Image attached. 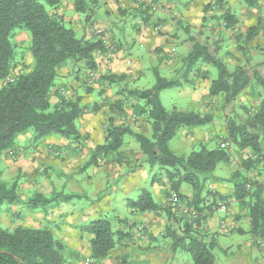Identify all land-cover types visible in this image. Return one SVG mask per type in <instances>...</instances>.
Returning a JSON list of instances; mask_svg holds the SVG:
<instances>
[{
	"label": "trees",
	"instance_id": "1",
	"mask_svg": "<svg viewBox=\"0 0 264 264\" xmlns=\"http://www.w3.org/2000/svg\"><path fill=\"white\" fill-rule=\"evenodd\" d=\"M61 0H45L49 7H54ZM226 0H215V4L223 7ZM249 8L262 7V14L256 23L247 28L242 39H253L264 20V0H240ZM262 5V6H260ZM85 0H74V9L85 13ZM152 9L155 6L151 7ZM151 8L148 7L146 11ZM123 11V10H122ZM85 16L84 20H87ZM220 18L227 28L232 27L236 18L227 7ZM18 31L27 32L29 41L27 51L32 63L21 64L17 70L15 50L17 45L14 38ZM102 33V32H101ZM77 36L74 28L64 22L59 16L49 13L38 0H0V160L2 155L15 144L18 134L33 129L34 140L56 135L71 140H79L80 134L76 124L79 116L87 109L80 105V98H65L58 94V103L51 105L50 93L59 77L60 69L65 66L84 69H95V54L105 52L106 46L101 39ZM237 36V40L240 38ZM190 50L182 59V78L188 82L187 75L197 71L201 64L212 65L216 68V77L208 85L207 95L210 98L220 97L225 104L233 102L237 96L249 87L258 99L252 110L247 108V117L239 124L232 119L227 126V134L232 144L238 150L247 149L255 159L242 162V169L249 171L259 163L264 165V73L252 69L251 75L244 65H236L228 69L225 62L211 54L205 44L199 43L193 36ZM240 49L241 46H237ZM155 82L149 89H130L127 95L135 99L131 106L134 114L145 116L151 133L145 136L131 130L128 125H114L112 118L106 119V138L102 145H97L92 152V161L97 157L117 152L123 144L125 135H132L139 144L145 162L150 167H158L169 184V190L177 197L185 199L179 192L182 185L189 186L193 196L187 205L199 213L195 227L206 217V209L210 207L205 202L206 183L214 175L219 162H228L229 155L217 147L208 148L200 144L197 150L186 156L174 154L169 149L170 140L177 131L185 127H199L212 120L210 114L183 111L176 108L166 110L159 99V92L164 89L180 87L183 81L162 77L157 70L153 71ZM123 76L105 74L101 80L106 83H117ZM253 92V93H254ZM123 102L115 101L109 108L123 110ZM92 106V111L97 109ZM233 198L238 207L246 209L249 219V230L253 236L264 239V183L249 178L242 172H234L231 176ZM75 195L53 192L49 196L34 192L27 199V207L42 209L46 212L49 207L59 201H69ZM216 196V194H214ZM215 198V197H213ZM225 200L223 197L217 198ZM216 200V199H215ZM20 201L17 181L7 183L1 179L0 170V210ZM214 201V199H213ZM216 201V202H217ZM215 202V204H216ZM212 205V204H211ZM214 205V204H213ZM127 206L137 212L156 211L159 206L147 191H142L136 200H128ZM164 213L170 215L168 209ZM182 234H178L170 226L165 228L164 237L172 240V250L187 251L194 264H214L212 242L202 241L196 228L188 220L183 221ZM81 233H89L90 257L93 264L101 261L114 248L118 233L114 230L113 219L106 215L92 220L80 227ZM128 233V232H127ZM122 234L121 236H124ZM120 237V234H119ZM65 247L49 229L32 227H15L12 229L0 227V264H71L64 255Z\"/></svg>",
	"mask_w": 264,
	"mask_h": 264
},
{
	"label": "crops",
	"instance_id": "2",
	"mask_svg": "<svg viewBox=\"0 0 264 264\" xmlns=\"http://www.w3.org/2000/svg\"><path fill=\"white\" fill-rule=\"evenodd\" d=\"M146 1L155 2V0H85L87 3L85 13H80L74 9V0H61L47 10L62 18L75 31H81V36L98 38V31L102 32L106 48L110 43H114L115 48L95 54V70L101 76L113 74L123 76V79H118L117 83H106L103 80V84L102 82L90 84V86L82 88L76 81L77 76L70 77L60 73L57 78L59 82H55V86L51 90L49 102L51 105L58 103V94L61 93L65 94L62 95L65 98L78 95L80 104L87 107L79 116L76 124L80 139L71 140L50 135L40 140H34V133L26 130L17 135L14 146L7 150L0 160L1 179L7 183L16 180L20 194V201L10 205L9 209L4 211L5 215L0 220V226L3 224L4 228L9 229L15 227L49 229L54 237L63 243L64 255L71 264H81V260L90 258L89 240L92 235L81 233L80 227L104 215L113 219L115 228L123 234L128 233L119 238L114 248L102 259V264H190L185 253L182 254V259L175 257V251L171 246L172 240L163 236L165 228L176 223L171 214L168 215L161 210L137 212L127 206L128 200H136L142 191H147L158 206L167 199L169 194L173 193L169 190L164 176L157 177V173L154 172L156 167H150L145 162L138 143L135 144L132 140L124 141L123 137V144L115 152V156H113L115 153H112L97 157L95 162L91 160L94 148L97 145H102L105 141L108 117L112 118L113 124L116 126L128 125L133 132L149 135L150 127L145 116L140 113L134 114L132 108L126 107L127 103L129 105L126 92L132 89L126 84L135 83L149 69L152 73L155 69L159 74L162 69L168 71L171 69L172 74L178 75L182 69V59L190 50L188 42L178 43L179 52L176 47H167L175 40L165 33L170 28V24L167 23L170 14L167 11L154 13L149 11L150 14L147 16L139 13L138 7L141 5L137 6V4ZM162 1L170 3L173 0ZM120 7H122L121 9L131 7L130 10L137 13L135 14L136 20L131 26L134 33L132 35L129 34L126 24L122 27L120 25L122 22H114ZM175 9L177 13L181 9L180 13H185V16L192 15L191 9L190 11L181 7L180 9L175 7ZM243 12L251 13L247 10H240L235 18H243ZM81 14L88 15V21L82 20ZM158 29L161 33L157 32ZM235 30L236 28L232 31L231 38L235 35ZM20 32L22 31H18L16 36ZM22 33L28 42L29 37L25 32ZM118 33L125 35L123 36L126 37L124 42L117 37ZM168 40L172 41L168 43ZM181 40L182 38H180ZM145 53L151 61L150 66H148L149 62H145ZM27 55L29 56L27 62L30 65L32 58L29 53ZM211 79L205 80L207 90ZM122 88L123 90H121ZM191 95L193 96V93ZM195 100L198 101L196 98ZM115 101L124 103L122 111L117 108L113 110L109 108V104H113ZM91 103H99L95 111H92V106L95 104ZM90 104L91 106L88 108ZM182 129L183 132L179 136L181 142L184 141L190 146L194 142H197V145L207 146L209 135H198V128L193 127L188 131L184 128L179 129L176 136ZM59 151L62 154H56ZM78 172L79 174H77ZM34 192L45 196H49L53 192L75 196L66 202L59 201L44 212L42 209L32 210L27 207V199ZM179 192L188 197V201L192 199L193 193L188 191L185 185L180 187ZM113 193L120 194L118 198L120 208L112 203ZM232 193L233 187L230 181L220 182V178L216 174L206 183L205 202L210 207L205 211V220L208 226L206 232L209 233L210 241L214 243L215 249L224 252L225 256H230L232 248L228 249L223 238L228 239L233 233L249 236V239H242L235 244L239 249L237 250L239 254L226 260L229 264H264V258L259 259L255 249L247 248L254 246L259 251V238L248 232L247 210L238 207V204L230 203L231 200L234 201ZM218 195L230 203L227 204V212L216 208L215 202ZM124 205L127 208V215L123 210L126 209ZM222 217H226V221L232 224V228L228 232H221L222 224L219 220ZM140 223H145L148 227V240L138 243L131 241L130 243L133 244L130 245L125 237L135 236L136 228ZM166 239H169V242L166 241L169 243V251L166 250L164 244H161ZM238 243H242L246 249L240 247ZM137 245H141L142 248L137 249ZM185 252L189 254L187 251Z\"/></svg>",
	"mask_w": 264,
	"mask_h": 264
},
{
	"label": "rangeland",
	"instance_id": "3",
	"mask_svg": "<svg viewBox=\"0 0 264 264\" xmlns=\"http://www.w3.org/2000/svg\"><path fill=\"white\" fill-rule=\"evenodd\" d=\"M38 1L44 5L46 10L50 8L46 4L45 0H38ZM138 5L139 6L141 5L140 7H138L139 13L141 14L143 13L145 14V16L150 14L149 11H151L152 13L157 11H162V12L167 11L170 14L169 21L167 22L168 24H170V28L167 29V32L165 33L170 38H175V40L171 44H168L167 47H172V46L176 47L177 52H179L178 43L188 42V45L191 46V42L189 41L188 37L192 35L196 39V41L205 44L208 47V50L211 54L222 59L227 65L229 70L233 69L234 66L239 64V65H244L250 75L252 73V69H256L260 74L264 73V20L261 22L260 29L257 35L253 39H251L250 41H246L242 39V35L246 32L247 28H249V26L254 25L258 17L261 16L262 7L249 9L245 7L240 0H226L223 7L217 6L215 4V0H173L170 3L164 2L162 0H157V1L155 0V2L146 1V2H142V4L138 3L137 6ZM152 6H155V10L149 9L148 11H146L148 7L151 8ZM175 7L177 9L178 8L180 9V7L185 8L188 11H190L191 9L192 15L189 14L188 16H185L184 15L185 13L183 14L180 13L181 9L177 13L175 12L176 10ZM227 7L230 9L234 17L236 16V14L239 13L240 10L242 11L247 10L251 13L243 12V18L238 17V19H236V22L232 25V27L227 28L224 22L222 21V19L220 18L221 14ZM121 8L122 7H120L118 11V15L116 17L114 16L115 17L114 22L116 23L122 22L120 23L122 27H124L126 24L127 29H129V34L132 35L134 33H133V28L131 29V26L136 20L135 14L137 13L134 10H130L131 7L123 8V9ZM84 18L85 15L81 14V19L84 20ZM239 19L241 21H238ZM235 28H236V30L234 31L235 35L233 33L234 36L233 38H231L232 31ZM159 29L157 32L161 33ZM22 32L18 33V35L14 38V42L17 45V49L15 50L16 60L18 63L17 70L20 68L22 63L28 64L27 61L29 59V56L27 55L28 51L26 46V43L28 44V42H26V38L24 37V33ZM25 33L29 37V34L27 32ZM76 34L77 36H81L80 35L81 31L80 32L76 31ZM239 34L241 37L237 40V36H239ZM123 36L125 35H120V33H118L117 35V37H119V39L122 42H124L126 39V37ZM180 38H182L181 41ZM101 39L105 41L104 35H102ZM171 41L172 40H168V43H170ZM113 44L114 43H110V45H107L106 49L110 50L115 48ZM237 46H241L240 49H238ZM170 52L173 53V51ZM145 62H149L148 66H150L151 61L146 57V53H145ZM183 68L181 69L178 75L172 74L171 69H169V71L167 69L161 70L160 73L161 76H164L168 79H177V81L180 82L183 81L182 82L183 85L180 87H173V88L161 90L159 92V96H160L159 98L162 103V106L166 110H171L172 108H176L178 110L181 109L183 111H191V112H198L200 114L211 115L212 120L210 122L197 127L199 130L197 131V134L209 135L207 142L208 148H214L217 146L220 148L219 144L222 140L228 143L224 150L229 155V161L227 163L219 162L213 172V175L216 174V176L220 178V182L224 180H229L230 183L232 184L231 176L234 172L238 171L244 173L249 178V180L253 179L257 182L264 183V165L262 163H259L258 165L256 164L255 166H253L249 171H244L241 167L242 162L248 159H255V156L252 152H250L247 149L241 151L236 149V147L232 144L227 134V126L231 119L236 124H239L242 120L246 119L248 115L246 111L247 108L250 110L254 108L253 106L256 104L258 100L255 95L257 89H255L254 92L249 87H246L233 102L225 104L220 97L217 96L214 98H210L207 95V87H206L207 82L205 80L208 81L210 78L216 77L217 70L214 66L200 64L197 67V71L193 70L187 75L188 82H185V80H183L182 78ZM87 72L88 71L87 70L85 71L84 68H82L81 66L78 68V71H77V67H70V66H65L60 69V73H64L70 77L77 76L78 78H76L77 79L76 81L80 83L82 88H86V86H90V84H97V83L100 84L102 82L101 75L98 78V80L88 81ZM55 82H59V79L56 78ZM154 82H155V78L153 77V73L151 69H149V71H145L144 75H142L139 78V80H137L135 83L126 84V85L127 87L132 89L134 88L138 89V87L139 89H149L153 86ZM123 88L125 89V87ZM123 88L121 90H123ZM192 93L193 96L191 95ZM61 94L65 95L64 93ZM126 96H127V102H129V105L127 102H125L127 103L126 107L132 108L131 106L136 101L132 97L128 95ZM70 97H78V95L75 94V95H71ZM194 97L198 99V101H196ZM91 104H99V103H91ZM91 104L88 105V108L91 106ZM192 128L185 127L184 129L188 131ZM148 130L150 135L151 129L149 128ZM29 132L34 133V130L29 129ZM182 132L183 129L180 130V133L177 136L175 135V137H173L170 140L169 149L176 155L186 156L191 151L197 150L199 148V145H197V142H194L192 146L185 143L184 141L181 142L179 136L180 134H182ZM127 140H132V142H134L135 144L138 143L136 139L131 135L124 136V141ZM263 149H264V137H263ZM115 155L116 153L113 156ZM154 172L157 173V177L163 176V171L159 170L157 166ZM77 174H79V172ZM186 187L188 191H192L189 186ZM172 194L173 193L167 196V199L159 206L158 210L164 212L165 209H168L170 211L171 216H173L174 217L173 219H175L176 221V223L174 222L175 224H170L169 226L173 228L178 234H182L183 221L184 220L187 221V215H186L187 213L185 212V206L188 203V197H185V199L178 198V203L176 205L175 204L171 205L172 201H170V198H172L173 196ZM119 196L120 194L117 193L112 196L114 198L112 203L114 206L118 208H120V201H118ZM232 202L234 204H237V201L235 199L234 201L231 200L230 203ZM124 208H126L125 205ZM123 210L126 211V215H127V208ZM4 211H6V206H3L2 209L0 210V220L1 218H3L2 216L5 215ZM224 212H227V208ZM129 215L130 214L128 213V216ZM225 218L226 217H222V219L219 220L220 224L224 225V227L221 228V232H228L232 228V224L228 223ZM178 219L179 222H177ZM142 224H144V227H142L141 229L136 228L135 236H132L131 238L125 237L130 245L133 244L130 243L131 241H135V243H138L148 240V236H149L148 227L145 225V223ZM140 225L141 223L138 226ZM4 227L5 226H3L2 228ZM207 227L208 226L206 220L202 219L200 225L196 228V232L199 238L202 241H204V243L206 244L211 242L209 233L206 232L208 229ZM114 230L118 233V239H117L118 241L119 238L122 237L121 235L123 233L115 227ZM242 239L243 240L249 239V236H243V234L233 233L231 237H228V239L223 238L224 242L226 243L225 245H227L228 249L232 248L231 250L232 254L230 255L231 257L225 256L224 252H220V250L214 248L212 251L215 261L214 264H229V262L226 259L232 258L233 255L239 254L237 252V250L239 249L236 247L235 244H237V242L241 241ZM166 241L169 242V239H166L164 243L161 244H164L166 250L169 251L170 249L168 246L169 243H166ZM238 244L240 247L246 249V247H244L242 243H238ZM136 247L137 249L142 248L141 245H137ZM247 248L255 249L254 251L257 252V257L259 259L264 258V252L261 248L259 251L256 250L254 246L253 247L249 246ZM184 253L185 256H187L189 263L194 264L190 254H187L185 251L177 249L174 255L177 259H182L183 257L182 254ZM85 260L84 259L81 260L80 263L84 264Z\"/></svg>",
	"mask_w": 264,
	"mask_h": 264
},
{
	"label": "built area",
	"instance_id": "4",
	"mask_svg": "<svg viewBox=\"0 0 264 264\" xmlns=\"http://www.w3.org/2000/svg\"><path fill=\"white\" fill-rule=\"evenodd\" d=\"M101 33L100 31H98V34ZM100 73L98 71H96L95 69H92V70H88L87 72V80L88 81H94V80H98V78L100 77ZM227 142L222 140L219 144L220 148L222 149H225L226 146H227ZM56 154H62L61 151L59 152H56ZM172 198H170V201H172L171 205H176L178 203V198L174 193L172 194ZM227 204H228V200L225 199V200H219L216 202V208L222 212H224L226 210V207H227ZM185 212L187 213V220L189 223H192L193 226L195 227L196 225L195 224V220L199 218V213L193 209L192 207L190 206H185ZM222 228L224 227V225L222 224L221 225ZM142 227H144V224H141L140 226H138L139 229H141ZM196 228V227H195ZM258 243H259V246L260 248L264 251V239H258ZM94 260L93 258H87L85 261H84V264H93Z\"/></svg>",
	"mask_w": 264,
	"mask_h": 264
}]
</instances>
